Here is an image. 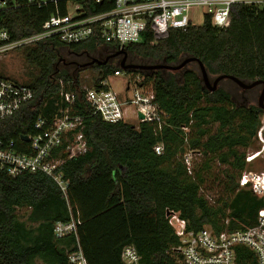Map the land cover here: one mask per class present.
Segmentation results:
<instances>
[{"label": "trees", "instance_id": "obj_1", "mask_svg": "<svg viewBox=\"0 0 264 264\" xmlns=\"http://www.w3.org/2000/svg\"><path fill=\"white\" fill-rule=\"evenodd\" d=\"M82 1L89 14L106 9ZM57 7L65 14L64 1ZM55 12L51 3L40 8L21 5L5 11V25L11 37L19 39L38 33ZM22 48L25 61L37 71L32 82L24 83L33 89L34 100L14 117L0 120V138L18 144L22 135L34 132L37 116L49 118L65 107L60 90H74L67 82L77 85V71L91 69L104 78L118 66L112 64L117 58L108 47L92 40L70 45L44 40ZM191 57L216 77L264 81V4H232L230 24L224 29L205 13L200 25L170 30L155 43L146 35L123 54L125 62L136 65H178ZM106 59L105 65H89ZM186 66L131 71L143 77L142 84L165 114L160 128L153 122H106L92 114L83 94L78 97L73 111L83 117L88 149L61 166L66 194L43 172L11 177L0 170V264H67L76 238H55L53 226L71 216L80 220L77 238L88 264H123L120 252L125 245L135 247L143 264H163L165 249L177 240L167 222L168 210L192 230L205 225L215 230L245 228L255 222L264 202L237 182L264 115L258 105L248 104L255 86L245 89L222 79L218 84L226 80L234 87L212 91ZM158 144L160 154L154 151ZM188 152L202 157L191 174L184 162ZM214 160L226 167L213 171ZM212 191L218 194L208 200L205 194ZM18 208L27 210L24 220ZM238 264H255L251 252L242 250Z\"/></svg>", "mask_w": 264, "mask_h": 264}, {"label": "built area", "instance_id": "obj_2", "mask_svg": "<svg viewBox=\"0 0 264 264\" xmlns=\"http://www.w3.org/2000/svg\"><path fill=\"white\" fill-rule=\"evenodd\" d=\"M61 1L65 2V14H60L57 7ZM91 2L101 3L106 9L89 14L82 0H0V54L44 40L57 39L65 45L92 40L107 46L118 60L116 69L104 78L97 75L90 79L79 77L77 85L68 81L67 84H72L74 90H60L65 107L49 118L37 116L33 122L34 132L24 134L27 141L20 138L21 143L18 144L13 139L0 138V170L11 177L43 172L58 184L63 194H66L67 182L62 177L61 166L88 149L83 117L73 111L81 94L92 114L100 115L106 122H153L158 128L164 124L165 114L154 102L153 92L142 84L143 77L141 80L139 75L120 67L123 54L130 44L142 42L146 35L155 43L167 38L170 30H184L192 24L190 15L196 7L206 8L205 13L211 15L212 24L224 29L230 24L232 4H264V0ZM50 3L55 6L56 12L42 22L38 33L19 39L11 37L5 25L6 10L21 5L40 8ZM121 75L126 77L122 90L112 86V80ZM33 100L34 91L28 85L7 75L0 76V120L14 117ZM139 113L143 119L139 118ZM130 118L136 121L131 122ZM253 139L255 147L245 153L246 167L237 182L240 188H247L264 202V115ZM24 144L27 145V151L22 149ZM154 151L160 154L161 145H156ZM62 153L65 156H61ZM188 154L184 155V162L191 174ZM166 218L177 240L165 249L167 258L163 264H238L239 254L244 249L251 252L255 264H264V204L258 209L255 222L245 228L225 227L215 230L205 225L199 230H192L176 212L168 210ZM79 224L80 220L71 216L69 221H58L53 226L55 238L62 239L71 234L76 238V248L67 252V264H88L77 238ZM120 259L123 264H143L141 255L132 245L122 248Z\"/></svg>", "mask_w": 264, "mask_h": 264}, {"label": "rangeland", "instance_id": "obj_3", "mask_svg": "<svg viewBox=\"0 0 264 264\" xmlns=\"http://www.w3.org/2000/svg\"><path fill=\"white\" fill-rule=\"evenodd\" d=\"M206 8L204 7H196L192 10V23L196 24V25H200L203 22V16L205 14ZM24 55H25V50L22 49H11L7 52H5L4 54H0V75L1 76H10L12 78H16L17 80H20L22 83H30L33 81L35 75L37 74V71L30 65H28V63L25 61L24 59ZM117 59L112 61V64L114 66H117L116 63ZM186 67L189 68H193L194 70H196L197 74L199 75L201 82L203 85L206 86L204 79L202 77L201 74V70L199 65L196 62H190L186 64ZM177 71V70H176ZM206 71V70H205ZM72 72H74V70H72ZM77 73V77H81L83 79H90V78H94L96 77V73L91 70V69H82L76 72ZM208 80L210 82V85L212 84V81L216 78V75H212V74H208V72L206 71ZM139 75V74H137ZM141 77L142 80V76L139 75ZM227 80V79H226ZM224 80L223 82L217 84V86H221L224 90H229L231 88H233L234 86L231 83H227L228 81ZM126 82V77L125 75H121L120 77L114 78L112 80V86L116 87V88H120L121 90L123 89V85ZM149 86V85H148ZM207 87V86H206ZM145 88L149 89L148 87L145 86ZM144 88V89H145ZM262 89V84H258L255 86L253 94L249 96V102L248 104L250 105H257L258 104V96L259 93ZM240 92L236 93V97L238 98V94H240ZM235 97V98H236ZM236 98V99H237ZM239 102V100H238ZM261 119V118H260ZM131 122H135L136 120L133 118H130ZM135 124H138V122H135ZM251 149H253L252 147H249L246 149V152L250 151ZM189 154V158H190V162H191V166L193 167V169H197L200 166V163L202 161V157L200 154L198 153H191L188 152ZM213 165V171H217V170H223L226 166L223 164L218 163L217 160H214L212 162ZM216 193L215 191L210 192V194L206 193L205 197L208 200H212V198H216ZM17 215L21 218V219H25V216L27 214V210L24 208H18L16 210ZM36 264H42L40 261H36Z\"/></svg>", "mask_w": 264, "mask_h": 264}, {"label": "water", "instance_id": "obj_4", "mask_svg": "<svg viewBox=\"0 0 264 264\" xmlns=\"http://www.w3.org/2000/svg\"><path fill=\"white\" fill-rule=\"evenodd\" d=\"M190 62H197V64L200 67L201 74H202V77L204 79V82H205L206 86L212 91L217 88L218 82L220 80H222V79H231V80L235 81L239 86H241L242 88H245V89L252 88V87H254V86L258 85V84H262V89H261V91L259 93V96H258V104L257 105H258L259 108L264 110V81H262V80H254L252 82L245 83V82H242L241 80H239L238 78H236V77H234L232 75H220V76H217L212 81V84L210 85V82L208 80V77H207V74H206L204 66L202 65V63L200 61H198L197 59H195L193 57L183 60L178 65H136V64H127V63H125V60L123 58L121 60L120 67L124 71L153 70V69H161V68L175 71V70L181 69L187 63H190ZM93 63H98V64H101V65H105L107 63V59L103 60V61L93 60V61L90 62L89 65H91ZM139 118L143 119V115L140 114V113H139ZM21 138L23 140H25V141L28 140L27 136H25V135H23Z\"/></svg>", "mask_w": 264, "mask_h": 264}, {"label": "crops", "instance_id": "obj_5", "mask_svg": "<svg viewBox=\"0 0 264 264\" xmlns=\"http://www.w3.org/2000/svg\"><path fill=\"white\" fill-rule=\"evenodd\" d=\"M192 13V12H191ZM190 17H191V21H193V19H192V15H190ZM194 24V23H193Z\"/></svg>", "mask_w": 264, "mask_h": 264}]
</instances>
